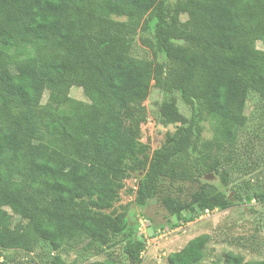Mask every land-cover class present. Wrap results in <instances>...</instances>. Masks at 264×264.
<instances>
[{"label": "trees", "instance_id": "16d2710c", "mask_svg": "<svg viewBox=\"0 0 264 264\" xmlns=\"http://www.w3.org/2000/svg\"><path fill=\"white\" fill-rule=\"evenodd\" d=\"M166 1L0 0L1 248L33 251L46 240L57 251L51 264H71L60 250L83 231L103 249L89 264H145L147 240L138 239L140 227H129L128 210L105 211L133 171L142 172L138 206L162 203L180 224L192 220L185 208L207 213L234 204L221 185L229 184L240 134L255 110L251 94L264 100V0ZM118 17L143 19L144 27L154 22V59L132 55L137 29ZM160 53L168 63L157 60ZM152 80L173 96L164 122L184 124L168 135L171 147L149 157L126 116L149 97ZM176 92L198 109L190 120ZM206 124L224 129L226 137L201 167L202 188L182 202L172 188L171 162L189 157ZM211 172L218 180L203 178ZM236 202H264V195ZM119 235L124 247L116 254L110 249ZM168 261L264 264L247 247L207 234Z\"/></svg>", "mask_w": 264, "mask_h": 264}, {"label": "rangeland", "instance_id": "374dc122", "mask_svg": "<svg viewBox=\"0 0 264 264\" xmlns=\"http://www.w3.org/2000/svg\"><path fill=\"white\" fill-rule=\"evenodd\" d=\"M176 0H167L174 3ZM127 21L137 29L132 41V55L138 58L154 59L156 28L154 22L144 27L143 19L128 20L127 17H118ZM54 47L51 48V51ZM48 56V55H46ZM158 61L168 63L165 54L160 53ZM89 95L100 104V96L96 91ZM180 112L190 120L198 110L186 103L179 93L173 94ZM173 96L159 89L155 81H151L149 97L140 105L130 110L126 116V125L133 131H138V139L146 147V154L150 157L157 148H169L168 135L184 122H164L162 111L170 103ZM255 104L254 113L240 134L238 144V161L231 169L228 186L221 190L229 194L234 204L227 202L217 205L207 213L197 206L185 208L182 213L192 220L180 224L178 216L170 212L162 203L141 208L136 203L138 180L142 172H130L124 179L119 197L113 206L105 211L120 213L128 210L129 227H140L136 233L138 239L147 240L142 255L145 254L147 264L155 259L158 264H169V256L184 249L192 240L200 235H212L220 243L227 242L247 247L252 253L264 258V202L239 204L237 197L264 195V100L257 94H251ZM140 123L137 124V120ZM202 140L196 141L189 153L177 155L171 162L172 173L175 177L172 188L182 202L190 203L191 194L202 188L200 181L201 167L212 160L217 141H224L226 131L220 127L211 128L206 124ZM201 141V142H200ZM143 157V154H140ZM134 161V160H133ZM132 163V160L129 161ZM205 176V175H204ZM203 176V178H204ZM2 183L0 182V190ZM200 215L196 216L195 213ZM41 214L40 219H44ZM142 221V223H141ZM33 224L29 223L28 227ZM116 243L110 250L121 254L124 242L119 235ZM102 247L93 241L83 231H77L65 240L60 250L62 257L71 264H89L92 255L102 251ZM57 251L46 240H40L33 251L21 249H3L0 247V264H51Z\"/></svg>", "mask_w": 264, "mask_h": 264}, {"label": "water", "instance_id": "95a60500", "mask_svg": "<svg viewBox=\"0 0 264 264\" xmlns=\"http://www.w3.org/2000/svg\"><path fill=\"white\" fill-rule=\"evenodd\" d=\"M204 179L207 181H215L218 180V176L215 173L211 172L206 174L204 176ZM147 264H158V262L155 259H151Z\"/></svg>", "mask_w": 264, "mask_h": 264}, {"label": "built area", "instance_id": "2783aa9c", "mask_svg": "<svg viewBox=\"0 0 264 264\" xmlns=\"http://www.w3.org/2000/svg\"><path fill=\"white\" fill-rule=\"evenodd\" d=\"M141 223H142V221H141ZM143 232V231H142ZM143 257H145V254L144 255H142Z\"/></svg>", "mask_w": 264, "mask_h": 264}]
</instances>
